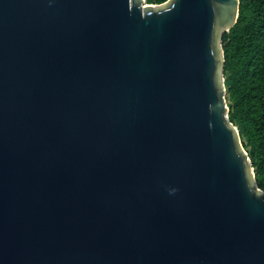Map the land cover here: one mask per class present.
Masks as SVG:
<instances>
[{
    "label": "water",
    "instance_id": "obj_1",
    "mask_svg": "<svg viewBox=\"0 0 264 264\" xmlns=\"http://www.w3.org/2000/svg\"><path fill=\"white\" fill-rule=\"evenodd\" d=\"M238 7L0 0V264H264L220 83Z\"/></svg>",
    "mask_w": 264,
    "mask_h": 264
},
{
    "label": "trees",
    "instance_id": "obj_2",
    "mask_svg": "<svg viewBox=\"0 0 264 264\" xmlns=\"http://www.w3.org/2000/svg\"><path fill=\"white\" fill-rule=\"evenodd\" d=\"M165 0H146L159 4ZM227 118L236 126L253 168L264 186V0H239L236 21L220 38Z\"/></svg>",
    "mask_w": 264,
    "mask_h": 264
},
{
    "label": "rangeland",
    "instance_id": "obj_3",
    "mask_svg": "<svg viewBox=\"0 0 264 264\" xmlns=\"http://www.w3.org/2000/svg\"><path fill=\"white\" fill-rule=\"evenodd\" d=\"M154 5H156V4H154ZM218 47H219V53H220V56L222 55V51L220 50L221 49V43H220V40H219V38H218ZM220 83L221 84H223V76H222V72H221V67H220ZM224 85V84H223ZM225 95H226V90H225ZM237 143H238V146H239V148L240 149H243V147H242V143H241V141H240V139L239 138H237ZM251 180L253 181V177H252V175H251ZM256 188L255 189H257V190H263L262 188H259V187H257V186H255ZM259 190V191H260Z\"/></svg>",
    "mask_w": 264,
    "mask_h": 264
}]
</instances>
